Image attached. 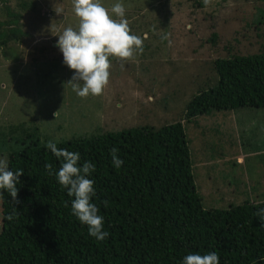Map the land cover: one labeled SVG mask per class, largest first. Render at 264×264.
<instances>
[{
	"label": "rangeland",
	"instance_id": "374dc122",
	"mask_svg": "<svg viewBox=\"0 0 264 264\" xmlns=\"http://www.w3.org/2000/svg\"><path fill=\"white\" fill-rule=\"evenodd\" d=\"M118 2L131 34H147L143 52L123 62L110 57L108 85L87 98L72 90L74 70L57 46L58 35L79 24L72 0H36L32 23L22 13L20 29L27 34L0 50V159L28 135L47 143L179 121L204 208L264 198V108L185 117L190 97L215 79V58L257 50L263 0H211L208 6L203 0H101L117 20L111 8Z\"/></svg>",
	"mask_w": 264,
	"mask_h": 264
},
{
	"label": "trees",
	"instance_id": "16d2710c",
	"mask_svg": "<svg viewBox=\"0 0 264 264\" xmlns=\"http://www.w3.org/2000/svg\"><path fill=\"white\" fill-rule=\"evenodd\" d=\"M6 3L0 0V50L27 34L20 29L22 13L32 23L37 11L36 0H16L15 7ZM258 9L257 50L215 58V79L190 97L187 120L211 109L264 108V0ZM28 137L6 157L9 169H22L23 174L17 185L19 203L0 189V264H182L185 255L212 251L219 264H264V221L256 215L264 208V198H245L224 209L204 208L181 122L54 142L78 152L79 166L85 161L95 165L88 178L94 180L91 202L109 233L102 241L71 214L74 197L48 174L45 165L50 163L55 172L61 161L47 143ZM113 147L123 160L119 169L112 164ZM10 214L12 220L7 219Z\"/></svg>",
	"mask_w": 264,
	"mask_h": 264
},
{
	"label": "clouds",
	"instance_id": "9594fccd",
	"mask_svg": "<svg viewBox=\"0 0 264 264\" xmlns=\"http://www.w3.org/2000/svg\"><path fill=\"white\" fill-rule=\"evenodd\" d=\"M74 13L79 18L77 28L67 27L58 35L59 47L63 63L74 70L68 81L72 90L81 98L89 95L99 96L109 83L111 61L110 57L119 61H128L134 58L137 52H143V38L131 34L128 20L125 18L126 9L122 3H116L111 8L110 15L101 0H72ZM208 6L211 0H203ZM57 14L63 13L62 8H55ZM162 36L161 39H166ZM47 149L61 161L58 171L53 172L50 163L45 165L49 175H55L58 183L67 189V195L74 197L71 200V214L78 221L87 226L88 233L98 241L106 239L109 235L104 230V217L99 214V208L91 202L95 195L94 180L88 178L95 171V165L85 161L79 166L80 154L75 151L58 148L56 143L49 141ZM112 164L119 169L123 160L118 156V149L110 150ZM22 169L15 171L9 169L7 158L0 159V189L7 191L15 203L20 183L19 177ZM3 192H0V199ZM67 207V203L65 204ZM264 221V208H259L256 213ZM8 220L13 219V214L8 215ZM182 264H219V256L215 251L205 255L193 253L185 255Z\"/></svg>",
	"mask_w": 264,
	"mask_h": 264
}]
</instances>
